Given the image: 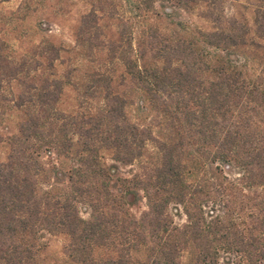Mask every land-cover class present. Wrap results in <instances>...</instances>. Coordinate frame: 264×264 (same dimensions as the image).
<instances>
[{
    "label": "trees",
    "instance_id": "trees-1",
    "mask_svg": "<svg viewBox=\"0 0 264 264\" xmlns=\"http://www.w3.org/2000/svg\"><path fill=\"white\" fill-rule=\"evenodd\" d=\"M157 1L206 28L151 25L134 46L129 24L99 42L95 0L76 45L94 66L62 78L63 48L15 60L0 43V122L16 118L0 137V264H49V238L64 264H264V6L249 24L226 0L128 4L147 22Z\"/></svg>",
    "mask_w": 264,
    "mask_h": 264
},
{
    "label": "rangeland",
    "instance_id": "rangeland-1",
    "mask_svg": "<svg viewBox=\"0 0 264 264\" xmlns=\"http://www.w3.org/2000/svg\"><path fill=\"white\" fill-rule=\"evenodd\" d=\"M95 0H0V43L7 49L2 52L9 59L19 60L25 56L38 58L40 50L46 44L63 48L56 63L55 76L62 78L70 69L81 68L83 73L94 64L82 59L77 52L78 30L82 19L93 9ZM264 6V0H226L224 8L234 18L252 24L254 9ZM199 10L184 12L166 8V4L157 1L154 10L149 14L150 20L137 19L128 0H107L104 12L98 13L99 42L109 43L125 26H133V44L136 46L143 39V30L147 27L159 26L165 29L170 37L184 38L180 32L183 28L196 30L206 28L199 17ZM160 15L159 17L155 16ZM170 14L172 16H168ZM15 92L28 94L29 89L23 85L14 87ZM74 92L66 88L64 104L59 108L69 110L74 104ZM135 106L132 114L135 115ZM14 119V120H13ZM0 122V137L4 140L15 131L14 122ZM7 145L0 143V161H5ZM125 174L130 168L124 169ZM146 210L145 202L132 208L135 215L140 216ZM180 222V218H176ZM65 241L61 238H49L44 258L49 264H64Z\"/></svg>",
    "mask_w": 264,
    "mask_h": 264
}]
</instances>
